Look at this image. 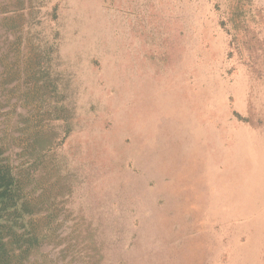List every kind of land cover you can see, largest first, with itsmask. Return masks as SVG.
I'll list each match as a JSON object with an SVG mask.
<instances>
[{"label":"rangeland","instance_id":"374dc122","mask_svg":"<svg viewBox=\"0 0 264 264\" xmlns=\"http://www.w3.org/2000/svg\"><path fill=\"white\" fill-rule=\"evenodd\" d=\"M0 159L23 264H264V0H0Z\"/></svg>","mask_w":264,"mask_h":264},{"label":"trees","instance_id":"16d2710c","mask_svg":"<svg viewBox=\"0 0 264 264\" xmlns=\"http://www.w3.org/2000/svg\"><path fill=\"white\" fill-rule=\"evenodd\" d=\"M38 140L36 135L30 142L33 150L41 145ZM23 184L18 173H13L11 167L0 159V264H23L25 256L38 247L44 237L31 227V221L24 227L19 220L24 214L38 216L40 213L27 200ZM21 227L23 230L19 231Z\"/></svg>","mask_w":264,"mask_h":264}]
</instances>
